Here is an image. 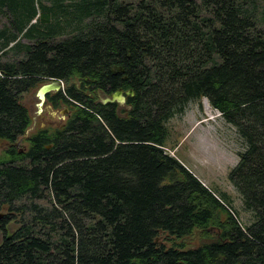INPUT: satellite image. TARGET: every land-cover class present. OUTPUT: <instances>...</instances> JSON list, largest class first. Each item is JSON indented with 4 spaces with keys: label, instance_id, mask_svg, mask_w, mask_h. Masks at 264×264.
<instances>
[{
    "label": "trees",
    "instance_id": "1",
    "mask_svg": "<svg viewBox=\"0 0 264 264\" xmlns=\"http://www.w3.org/2000/svg\"><path fill=\"white\" fill-rule=\"evenodd\" d=\"M51 1L40 18L34 0H0L21 19L0 38V264H264L258 1ZM51 15L68 23L42 27ZM20 46V59L4 58ZM51 80L65 88L47 103L68 114L18 149L32 122L22 96ZM118 91L122 107L100 100ZM201 99L245 145L228 180L254 213L249 227L164 150L166 123Z\"/></svg>",
    "mask_w": 264,
    "mask_h": 264
},
{
    "label": "rangeland",
    "instance_id": "2",
    "mask_svg": "<svg viewBox=\"0 0 264 264\" xmlns=\"http://www.w3.org/2000/svg\"><path fill=\"white\" fill-rule=\"evenodd\" d=\"M34 1L39 11L38 17L43 18L44 12L39 8L40 0ZM257 1L259 4V11L261 12L260 15L264 19V0ZM22 5V2L20 4L16 3V5L12 3V5H9L11 8H8V10H12L13 8L17 10V7H22ZM45 5L51 6L52 1L46 0ZM67 5L68 2L63 4L64 7L69 8ZM28 7H30V5ZM18 11L19 10H17V12ZM10 15L11 14L8 12H6V14L0 12V38L5 37V40L11 34L16 33L14 24L16 26L21 22L19 17L16 18V15H11L12 17ZM66 19L67 17L63 18L61 15L56 18L54 15H51L50 20L44 22L45 24H42V27L57 22L67 24L68 22ZM261 25L264 27V21ZM37 28V26L32 27L31 31H35ZM65 32L68 31L65 30ZM5 40L0 39V46ZM21 43L27 44L29 41L27 39H21ZM16 50L17 51L10 52L7 57L4 58L10 60L20 59L24 54L23 50H25V47L20 46L16 48ZM39 87L22 96L21 101L29 110L32 122L26 130L24 137L15 143V147L18 149L26 147L25 139L36 132L38 128L58 126L65 120L63 117L66 112H64L63 108H53L52 110L56 113L53 115V113L51 111L49 112L46 108V106H51V104L44 103L39 105L40 102L35 95ZM99 97L100 100L105 99L102 94H100ZM122 106L120 105V107ZM60 111L64 112L63 116L60 115ZM166 128L168 131V138L164 150L181 161L204 185L225 193L232 201L233 207L238 213L237 216L241 225L243 227H249L255 221L254 213L244 207L239 192L228 180L230 170L238 161V154L245 149V145L237 136L235 129L227 124L217 111L211 108L206 99L189 101L182 112H177L169 119L166 123ZM5 148V144L0 142V155L4 152ZM197 238L198 235L195 234L193 239L189 237L184 239V241L188 244H197ZM156 242L158 244H164L167 247L169 246L167 235L164 233L159 234L156 238Z\"/></svg>",
    "mask_w": 264,
    "mask_h": 264
},
{
    "label": "water",
    "instance_id": "3",
    "mask_svg": "<svg viewBox=\"0 0 264 264\" xmlns=\"http://www.w3.org/2000/svg\"><path fill=\"white\" fill-rule=\"evenodd\" d=\"M64 89V83L60 80H51V81H45L42 83V85L37 89L35 95L39 100V105L44 104V102L46 101V97L48 94L50 93H55L58 92L59 90H63ZM126 94H132V91H129ZM103 103H107V102H116L119 105H123L125 103V96L121 91H118L116 93H113L111 95L110 98H105L102 100ZM46 108L48 109V111L52 112L53 115H55L56 113L52 110V107L50 105L46 106ZM67 109H64V112H67ZM63 111H60V115L63 116L64 115Z\"/></svg>",
    "mask_w": 264,
    "mask_h": 264
},
{
    "label": "flooded vegetation",
    "instance_id": "4",
    "mask_svg": "<svg viewBox=\"0 0 264 264\" xmlns=\"http://www.w3.org/2000/svg\"><path fill=\"white\" fill-rule=\"evenodd\" d=\"M44 103H47V100L44 102ZM51 107H52V105H51ZM52 109H53V107H52ZM63 109H66V108H63ZM68 110V109H67ZM68 114V111L65 113V115H64V117L63 118H65V116ZM45 125H47V124H45Z\"/></svg>",
    "mask_w": 264,
    "mask_h": 264
}]
</instances>
